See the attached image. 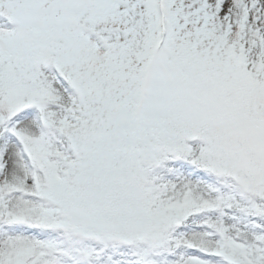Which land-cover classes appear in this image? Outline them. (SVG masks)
Listing matches in <instances>:
<instances>
[{"label": "snow or ice", "instance_id": "snow-or-ice-1", "mask_svg": "<svg viewBox=\"0 0 264 264\" xmlns=\"http://www.w3.org/2000/svg\"><path fill=\"white\" fill-rule=\"evenodd\" d=\"M0 264H264V0H0Z\"/></svg>", "mask_w": 264, "mask_h": 264}]
</instances>
